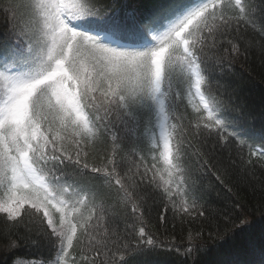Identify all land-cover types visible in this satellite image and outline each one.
<instances>
[{
    "label": "snow or ice",
    "instance_id": "1",
    "mask_svg": "<svg viewBox=\"0 0 264 264\" xmlns=\"http://www.w3.org/2000/svg\"><path fill=\"white\" fill-rule=\"evenodd\" d=\"M17 7H0V222L49 249L36 264H138L159 247L145 231L149 192L165 201L161 221L169 206L205 215L189 183L188 126L246 144V106L218 78L244 55L229 39L247 23L244 0H153L114 13L98 0H27L20 17ZM251 155L264 158V147ZM112 196L133 215L129 226L112 216ZM213 239L189 232L185 252ZM247 251L231 264H264V243Z\"/></svg>",
    "mask_w": 264,
    "mask_h": 264
},
{
    "label": "trees",
    "instance_id": "2",
    "mask_svg": "<svg viewBox=\"0 0 264 264\" xmlns=\"http://www.w3.org/2000/svg\"><path fill=\"white\" fill-rule=\"evenodd\" d=\"M152 2L98 0L100 11L107 13L130 11ZM7 3L18 6L16 14L20 17L23 10L19 6L27 3V0H0V7ZM244 3L248 9L247 23L242 22L239 31L229 36L240 45L244 55L234 62L229 75L218 78L221 84L230 82L246 106L248 116L243 120L246 135L242 137L246 144L234 141L232 137L224 144L216 132L210 135L204 131L196 133L192 126H188L186 147H191H188L185 159L190 170L189 183L194 185L193 191L205 215L193 219L179 212L178 208L174 211L169 206L161 221L160 212L165 201L160 190L149 192L145 204V231L157 241L159 247L138 257V264H231L235 260L251 259L247 249L250 246L259 249L264 243V158L251 155V149L264 147V0H244ZM227 14L234 15L235 9ZM7 29L4 15L0 13V34L6 33ZM186 111L191 120V108ZM106 147L110 148V143ZM194 149L203 154L202 159L211 166V171L200 167ZM102 158L101 154L92 162L99 163ZM106 203L111 205L110 212L122 227L130 225L133 215L115 196L108 198ZM179 203L177 198V206ZM241 212L251 222L243 229L238 226ZM197 231H202L205 239L211 233L214 239L208 241L207 247L199 252L186 253L184 246L188 243V233ZM26 235L23 229L19 233L6 230V226L0 222V264H14L19 260L42 261L51 255L46 247H34L25 239ZM34 235L33 230V238ZM13 240L17 241L18 246L10 249L9 244ZM161 241L162 244L159 243ZM83 250L84 243L74 242L75 252ZM82 264L89 262L82 261Z\"/></svg>",
    "mask_w": 264,
    "mask_h": 264
},
{
    "label": "rangeland",
    "instance_id": "3",
    "mask_svg": "<svg viewBox=\"0 0 264 264\" xmlns=\"http://www.w3.org/2000/svg\"><path fill=\"white\" fill-rule=\"evenodd\" d=\"M25 264H28V262H25ZM33 264H36V262H33Z\"/></svg>",
    "mask_w": 264,
    "mask_h": 264
}]
</instances>
